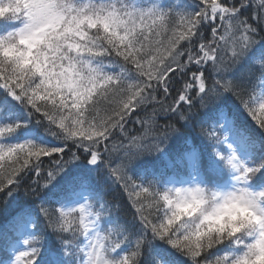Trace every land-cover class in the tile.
Returning a JSON list of instances; mask_svg holds the SVG:
<instances>
[{"label":"snow or ice","instance_id":"snow-or-ice-1","mask_svg":"<svg viewBox=\"0 0 264 264\" xmlns=\"http://www.w3.org/2000/svg\"><path fill=\"white\" fill-rule=\"evenodd\" d=\"M0 201V264H264V0H0Z\"/></svg>","mask_w":264,"mask_h":264},{"label":"trees","instance_id":"trees-1","mask_svg":"<svg viewBox=\"0 0 264 264\" xmlns=\"http://www.w3.org/2000/svg\"><path fill=\"white\" fill-rule=\"evenodd\" d=\"M131 128L132 125H129ZM188 168L187 166L174 169L170 171V174L175 178L176 176H185L187 174ZM19 200L22 202L24 200L23 195L19 198ZM17 207V202H13L12 204L5 205L4 202L0 201V232H4L7 234L8 232H11L13 230L12 224L9 222V219L13 213V211ZM5 256V253L2 248H0V258H3Z\"/></svg>","mask_w":264,"mask_h":264},{"label":"clouds","instance_id":"clouds-1","mask_svg":"<svg viewBox=\"0 0 264 264\" xmlns=\"http://www.w3.org/2000/svg\"><path fill=\"white\" fill-rule=\"evenodd\" d=\"M245 210L240 208L238 203H233V204H230L228 206V208L226 209H221V213H227V215L224 217L225 220L228 219V216H230L232 213H236L237 215H239L241 212H244ZM217 216L219 214H216ZM210 222H214V221H210Z\"/></svg>","mask_w":264,"mask_h":264}]
</instances>
